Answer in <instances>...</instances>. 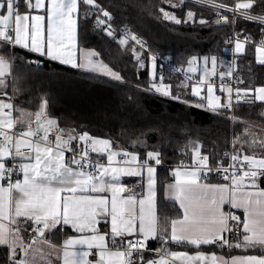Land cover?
Wrapping results in <instances>:
<instances>
[{
	"label": "snow or ice",
	"instance_id": "obj_1",
	"mask_svg": "<svg viewBox=\"0 0 264 264\" xmlns=\"http://www.w3.org/2000/svg\"><path fill=\"white\" fill-rule=\"evenodd\" d=\"M204 6L212 8L217 15L220 10L230 11L240 18L261 25L264 34V0H237L232 8L217 4L215 0H197ZM27 9L23 14L19 11L17 0H0V43L16 45L53 61H60L73 67H86L100 71L116 81H122L120 73L113 71L102 61L93 57L96 52L83 53V63H77L76 36L78 19L83 15L87 18L95 16L96 27H101L108 36L115 38L108 23L112 19L109 11L104 9L97 0H23ZM170 7L174 5L169 4ZM257 6H262L260 13L252 15ZM84 9L81 13V9ZM43 10L44 15H32L33 11ZM163 18L176 24L194 22L195 13L189 11L187 20L181 21L172 13L159 9ZM101 16L104 19H101ZM235 18V17H234ZM201 25L209 23L200 19ZM228 16H220L216 24H229ZM240 34L238 33L237 36ZM136 44L144 46L143 41L134 34L130 36ZM244 41H235V53L245 50ZM120 44L127 45L128 38H122ZM257 63L264 65V40L255 46ZM136 59L140 54L135 52ZM203 75L198 85L192 87V94L207 100V106L212 111L232 107L233 89L221 84L220 91L226 92L228 103H221V98L214 95L217 85L211 82V77L217 75V58L203 57ZM157 57L151 56L152 72L148 91L170 97L171 85L163 83V77L157 76ZM189 73L198 71L197 57L188 60ZM209 63L211 68L208 67ZM143 68L144 64L141 63ZM11 74V65L4 55H0V87L6 86V76ZM221 80L232 76L231 67L227 72L219 73ZM159 81V82H157ZM207 86V96L202 97V86ZM237 103L244 100L264 103V86L235 92ZM6 96V93H0ZM173 99H179L173 97ZM47 100H43L34 113H26L17 108L10 100L0 99V180L6 181V186L0 184V245L10 247V259L14 264H30L27 259L32 245L39 242L50 244L44 239L46 231L58 225H70L78 237H69L62 245L63 264H140L134 260V254L145 249L149 239L163 238L164 243L189 244L199 248L201 245H218L219 247L244 248L264 250V188H260L258 180L264 178V157L242 155L237 151L231 156L232 163L228 167L221 166L216 171L225 173V184H205L200 182L201 172L208 168V157L200 154L199 146L194 152V170H179L174 172L175 182L167 187L169 199L179 203L183 215L179 218H161L156 210L155 172L150 162L161 163L159 152H147L141 159L139 155L113 150V141L103 138H93L88 133L79 136L72 131L59 127L56 119L47 115ZM200 106V105H197ZM16 113V115H14ZM27 116V123H25ZM33 118L35 127H33ZM18 126L24 131L13 135ZM54 134V141L49 137ZM247 135V133H245ZM65 136L67 138H65ZM242 137H236V141ZM79 140L83 149H73L74 141ZM139 143V141H137ZM235 143V141H234ZM254 146L264 149V140H253ZM12 145V147H9ZM78 151L79 155L66 158V152ZM90 153L99 156L106 155L107 163H93ZM227 156V153L225 154ZM22 162L6 167L7 158ZM123 157V159H117ZM13 172L22 174V179L13 180ZM147 173V194L132 192L120 182L122 176L140 177ZM111 194L110 196L108 194ZM229 204L233 209H243V219L232 212H224L223 206ZM24 217L26 222L35 225L31 243L24 247L20 237V229H9L3 221L11 220L17 223V218ZM110 218V233H100L98 225ZM14 232L15 239L11 244L9 232ZM170 233V234H169ZM228 234H234L236 242H230ZM111 238V248L108 238ZM136 235L133 241L128 237ZM24 252L25 258L16 260L17 243ZM86 245L89 251H82L76 246ZM112 248L116 250L113 251ZM97 250L95 260L87 259ZM167 257L159 260H149L143 264H264V255L232 257L230 260L216 254L205 255L197 252L189 255L185 252H168L161 249ZM43 253L36 249L34 253Z\"/></svg>",
	"mask_w": 264,
	"mask_h": 264
},
{
	"label": "trees",
	"instance_id": "obj_2",
	"mask_svg": "<svg viewBox=\"0 0 264 264\" xmlns=\"http://www.w3.org/2000/svg\"><path fill=\"white\" fill-rule=\"evenodd\" d=\"M216 1L234 5V0ZM17 3L20 11L26 9L23 0ZM97 3L111 13L112 19L108 23L115 38L108 36L102 26L96 27L95 16L85 18L81 14L77 28L78 45L95 50L99 57L120 73L122 81L0 43V54L12 63L11 74L6 76V86L0 87V93H6L5 97L8 98L13 96L16 107L32 110H38L43 100H47L48 116L55 118L60 127L108 138L113 141V147L138 153L141 159L149 151L159 152L157 214L161 221L180 217L183 211L179 204L167 199L164 193L165 184L174 179L173 170L181 167L180 164L186 160L179 148L192 142L207 154L211 162L216 163L223 159L222 153L228 148L233 133L236 151L242 155L264 157V149L252 144L254 139L264 140V130L256 127H264V103L244 99L237 103L234 100L232 109L221 108L214 112L204 105L201 97L192 94L190 82L181 85L185 78L183 74L162 67L158 62L157 76H162L167 85L168 82L171 84L172 95L168 97L148 91L151 82L149 51L161 55L173 54L174 63L182 70L188 65V60L195 56L224 58L232 66V38L239 33L238 39H250L245 51L236 54L233 63L235 73L240 81V89H255L264 84V65L257 63L255 51L263 36L261 25L242 19L239 15L234 18L230 11H221L217 15L212 8L191 0H97ZM160 8L175 14L181 21L187 20V13L192 11L195 13L194 22L176 24L166 20ZM261 10L262 6H257L253 13L258 14ZM83 11L82 8L81 13ZM225 15L233 22L215 23ZM200 19L209 23L201 25L198 22ZM132 34L143 41L144 49L131 39H128L127 45L120 44L122 38ZM133 49L140 54L139 61ZM141 63L144 64L143 68L140 67ZM222 69L220 65L218 72ZM231 112L236 118L233 125L229 118ZM236 137L242 139L236 141ZM140 180L142 186L143 179ZM208 180L222 179L214 176ZM239 216L243 219L242 214ZM72 233L74 230L71 227L62 225L53 230L51 237L60 241ZM230 240L235 243V235ZM148 248L158 253H165L160 251L163 248L168 252L173 249L222 250L215 245L197 248L170 240L165 244L163 238L149 240ZM230 252L264 254V250L244 248H230ZM141 255L143 261L140 264L157 256L148 250ZM0 264H11L9 249L5 245H0Z\"/></svg>",
	"mask_w": 264,
	"mask_h": 264
},
{
	"label": "crops",
	"instance_id": "obj_3",
	"mask_svg": "<svg viewBox=\"0 0 264 264\" xmlns=\"http://www.w3.org/2000/svg\"><path fill=\"white\" fill-rule=\"evenodd\" d=\"M17 2H18V0H17ZM46 2H47V0H46ZM237 2V1H236ZM234 4H235V1H234ZM20 11V10H19ZM25 11H27V9H24V11H20V12H25ZM78 28V27H77ZM239 40H241V41H244L245 39H241V38H239ZM262 40H264V34H263V36H262V39L260 40V42L262 41ZM260 42L256 45V46H258L259 44H260ZM246 44H247V42H245V49H246ZM14 46H16V45H14ZM16 47H20V46H16ZM20 48H22V47H20ZM23 49H25V48H23ZM25 50H27V51H29V49H25ZM74 51H75V53H76V59H77V63H83V53H85V52H96L95 50H93L92 48H88V47H79V45H78V40H77V36H76V46H75V49H74ZM245 51V50H244ZM29 52H31V51H29ZM31 53H34V52H31ZM97 53V52H96ZM34 54H37V55H40L39 53H34ZM1 55V54H0ZM41 56V55H40ZM42 57H45V56H42ZM202 57H205V56H202ZM208 57V56H207ZM45 58H48V57H45ZM217 58V57H216ZM7 59V58H6ZM48 59H50V58H48ZM93 59L94 60H96V61H102L104 64H106V65H108V67H110L113 71H115L107 62H105L101 57H99V56H96V57H93ZM256 59H257V55H256ZM8 60V59H7ZM8 62L10 63V61L8 60ZM57 62H60V61H57ZM61 63V62H60ZM157 64V63H156ZM11 65H12V63H11ZM66 65H68V66H71V67H73L72 65H69V64H66ZM220 66V62H219V58H217V69H216V71H217V75L215 76V77H211V82H212V79L213 78H216V84H218L217 85V87H219L220 85H221V83L219 82V81H221V80H219V73H218V67ZM188 67H189V65H187L184 69H183V72L181 73V74H183V76L185 77V78H183V80L181 81V85L182 86H185V85H187V84H189V82H190V85L193 87L194 85H198L199 84V82H200V79H201V76L203 75V59H201V58H197V65H196V67L198 68V71L197 72H195V73H189L188 71H187V69H188ZM208 67L209 68H211V64L209 63V65H208ZM12 68V67H11ZM74 68H78V69H82V70H85V71H90V72H94V73H98V74H102V75H105V74H103L102 72H100V71H93V70H90L89 68H86V67H74ZM157 70V69H156ZM115 72H117V71H115ZM161 72V71H160ZM161 74V73H160ZM105 76H107V75H105ZM191 78H193V81L192 80H190ZM226 78H228L229 79V77H225L223 80H227ZM221 79V78H220ZM168 85H171L169 82H168ZM223 85H225V86H230V84H223ZM260 86H264V84H262V85H259V86H257V87H260ZM231 87V86H230ZM202 95L203 94H206L207 93V86L206 85H204V86H202ZM204 91V92H203ZM225 98V97H224ZM0 99H5L6 101H8V100H10L13 104H14V102H13V96L11 97V98H8V97H5V96H0ZM228 103V102H227ZM233 105V104H232ZM18 108V107H17ZM232 108V107H231ZM19 109H22V110H24L26 113H32V109H30V108H27V107H21V106H19ZM14 115H16V113H14ZM47 115H48V113H47ZM51 118V117H50ZM27 116H25V123H27ZM33 127H35V123H34V118H33ZM60 127V126H59ZM256 127H258V128H260L261 130H264V127H261V125H257ZM61 129H64L65 131H72L73 132V135H76V136H79V135H81V134H83L84 132H81V133H76L75 131H73V130H71V129H67V128H62V127H60ZM17 130H19L20 132L21 131H24L25 130V128H23V127H20V126H18L17 127ZM90 135V134H89ZM91 137H95V136H92V135H90ZM51 140H53L54 141V134L53 135H50V137H49ZM65 138H67L66 136H65ZM77 143H81L79 140H76V141H74L73 142V144H72V146L73 145H75V144H77ZM9 147H11V145H9ZM114 148V147H113ZM113 150H115V151H122V152H124L123 150H121V149H118V148H114ZM94 155H97V154H95V153H93ZM136 154V153H135ZM138 155V154H137ZM65 156H66V153H65ZM257 158H261L260 156H256ZM66 158H67V156H66ZM101 158H102V160H103V164H106L107 163V157H106V155H103V156H101ZM8 159V158H7ZM117 159L119 160V159H123V157H117ZM22 162H27V161H22ZM150 166H152V167H154L155 169H156V172H155V181H156V176H157V164H155V163H150ZM177 169H179V170H181V171H183V170H185V169H187V170H194L193 168H186V167H179V168H177ZM177 169H175V170H173V174H174V172L177 170ZM20 178L22 179V174H21V176H20ZM140 178H142L143 179V185L141 186V180H140ZM120 182L122 183V184H124L127 188H129V189H131L132 190V192H134V193H137V194H140V193H143V194H147V173L146 172H144V174L142 175V176H140V177H127V176H122L121 177V179H120ZM175 182V177H174V179L173 180H171V181H168L166 184H165V191H164V193H165V197L167 198V199H169V194H168V191H167V187H168V185L169 184H171V183H174ZM200 182L201 183H205V184H225V183H228L227 181H225V180H221V181H218V180H211V181H209V180H207V179H203V178H201V176H200ZM257 183L259 184V187L260 188H264V178H262V180H258L257 181ZM0 184H4L5 186H6V183L4 182V180H0ZM155 192H156V210H157V191H156V183H155ZM109 196L111 195L110 193L108 194ZM170 200H172V199H170ZM178 203V202H177ZM179 204V203H178ZM182 211H183V209H182ZM223 211L224 212H226V213H228V212H232L233 214H235V215H238L239 216V214H242V216H243V209H233L229 204H225L224 206H223ZM158 215V214H157ZM183 215V214H182ZM181 215V216H182ZM180 216V217H181ZM176 218H179V217H176ZM173 219H175V218H173ZM3 223L4 224H6L7 226H8V228L9 229H12V230H14V229H16V228H19L20 229V237L22 238V240H23V244H24V247H27L28 246V244L29 243H31V238H32V236H33V228L35 227V225L34 224H32L31 222H26L25 221V218L24 217H19V218H17V223L16 224H12L11 223V220H6V221H3ZM58 226H62V225H58ZM57 226V227H58ZM66 226H69V227H71L70 225H66ZM56 227V228H57ZM72 228V227H71ZM98 228H99V231H100V233H110V218H109V221L108 222H105V221H103L102 220V222L98 225ZM55 229V228H54ZM54 229H52V230H50V231H46V233H45V237H44V239L45 240H47L50 244H52V245H56L57 247L56 248H50L49 246H48V244L47 243H41V242H39V240L37 241V243H35V244H33L32 245V248L29 250V252H28V255H27V259L29 260V262H30V264H63V261H62V245H63V242L65 241V240H67L69 237H78L79 235H80V233H78V232H76L75 231V229H73L74 230V233H72V234H69V235H67L66 237H64L62 240H60V241H57V240H55V239H53L52 237H51V234H52V232H53V230ZM170 234V233H169ZM138 237L136 236V235H133V236H130V237H128V239H130V240H133V241H135L136 239H137ZM15 239V235H14V232H12V231H10L9 232V241H10V244H11V242H12V240H14ZM149 240H151V239H149ZM148 240V241H149ZM148 241H147V243H146V247H145V249H142L141 250V252L138 254V256L137 257H133L134 258V260H137L139 257H140V255H141V253L144 251V252H146L147 250H148ZM230 242H231V240H230ZM16 243H17V251H16V256H15V259L16 260H19V259H24L25 258V255H24V252L22 251V249L19 247V245H20V240H17L16 241ZM108 243H109V247L111 248V238H110V235H109V238H108ZM5 246H7V245H5ZM216 246V245H215ZM8 247V249H9V256H11V251H10V247L9 246H7ZM77 247V249H79V250H82V251H89V249L87 248V246L86 245H84V246H76ZM36 249H40L41 250V252L43 253V259H41V256H40V254H35V258H34V253H35V250ZM92 250H95V249H92ZM92 250H90V251H92ZM112 250L113 251H115L116 249L115 248H112ZM95 251H97V250H95ZM169 252H185V253H188L189 255H196L197 254V252H201V253H204L205 255H211V254H216L217 256H219V257H223V258H225V259H228V260H230L232 257H243V256H249V255H254V256H261V255H264V254H255V253H237V252H234V253H232V252H230V249L229 250H227L225 247L224 248H222V250L221 251H216V250H212V251H210V250H197V251H187V250H178V249H173V250H171V251H169ZM156 254H157V256L155 257H151V258H148L146 261H149V260H159L160 259V257L163 255V256H165L166 258H169L170 259V257H167L166 256V253H158V252H156ZM89 258V257H88ZM87 258V259H88ZM11 260V264H14V261L12 260V259H10ZM145 261V262H146ZM175 264H182V262L181 261H175ZM196 264H201V262H196Z\"/></svg>",
	"mask_w": 264,
	"mask_h": 264
},
{
	"label": "built area",
	"instance_id": "obj_4",
	"mask_svg": "<svg viewBox=\"0 0 264 264\" xmlns=\"http://www.w3.org/2000/svg\"><path fill=\"white\" fill-rule=\"evenodd\" d=\"M191 1H194V2H197V0H191ZM235 2L237 1V0H234ZM215 2L217 3V4H223V3H221V2H219V1H216L215 0ZM223 5H225V4H223ZM228 8H232L234 5H231V6H228V5H226ZM221 11H225V10H223V9H221L220 10V12ZM232 13V12H231ZM233 14V16L235 17V16H238V15H236V14H234V13H232ZM252 15H256V13H253L252 12ZM101 19H104V17L103 16H101ZM125 36V35H124ZM126 38H128L129 40L131 39L130 37H127V36H125ZM238 39V37L236 36V34L233 36V38H232V41H233V46H232V48H231V56H232V76L229 78V79H227L226 80V83L227 84H230V86L232 87V89H233V96H232V104H233V101L234 100H237V97H236V95H235V92H236V90L237 89H240V87H239V84H240V81H239V79H238V76L236 75V73H235V69H234V61H235V58H236V53H235V41ZM137 45H139V44H137ZM12 46H14V45H12ZM139 46H141V45H139ZM143 49H144V47H143ZM149 51V50H148ZM149 54H150V56H153V55H155L156 57H157V62L159 63V64H161L162 65V67H168V68H170V69H172V70H174V71H176V72H180V73H182L183 72V70L178 66V65H176L175 63H174V55L173 54H167V55H161L160 53H158V52H153V51H149ZM161 73V72H160ZM159 73V74H160ZM190 80H192L193 81V78H191ZM212 83L213 84H215V85H218V84H216V78H213L212 79ZM218 88V87H217ZM241 90V93L243 92V90L242 89H240ZM204 92V91H203ZM242 99H244L242 96H241V100ZM13 102H14V99H13ZM233 107V106H232ZM232 109V108H231ZM229 118H230V120H231V125H233V123L236 121V118L234 117V115H233V113L231 112L230 114H229ZM233 127V126H232ZM20 131L19 130H17V128H15L14 130H13V132H12V134L13 135H15V134H18ZM11 147H12V145H11ZM83 147H84V145L82 144V143H77V144H75V145H73L72 146V148L75 150V149H77V148H80V149H83ZM197 148V146L194 144V143H192V142H190V143H188V144H186V145H183V146H181L180 148H179V151L181 152V153H183L185 156H186V160L182 163V164H180V166L181 167H186V168H193V169H196L197 167H198V165H196V164H194V152H195V149ZM199 150H200V154L202 155V156H207V154L206 153H204L200 148H199ZM227 153V156L225 155ZM237 153V151L235 150V146H234V138H233V133H231V137H230V143H229V146H228V148L226 149V150H224L223 151V153H222V160H220V161H218V162H216V163H214V162H211L210 160H209V158H208V168H210V169H212V171H208V169H204L202 172H201V178H203V179H210V178H212V177H218V178H221L222 180H225L224 179V175H225V173H223V172H217L216 171V169L218 168V167H220L221 166V163H222V166L223 167H228L231 163H232V161H231V156L232 155H234V154H236ZM73 155H79V152L78 151H73V152H66V156H67V158H71V156H73ZM208 157V156H207ZM89 159L93 162V163H100V164H103V160H102V158L101 157H99V156H97V155H94L93 153H90V155H89ZM8 163L6 164V167H9V168H11V167H13V165L14 164H18V163H22V161L20 160V158H16L15 160H13L11 157H9L8 158ZM20 176H21V173H19V172H13V180H15L17 177H19L20 178ZM260 180H262V178L260 179ZM226 181V180H225ZM4 182L6 183V181L4 180ZM228 183H230V181H227ZM234 234H228V238L229 239H231L232 238V236H233ZM216 246H218V245H216ZM219 247V246H218ZM224 248V247H223ZM227 250H229L230 248H228V247H225ZM148 251H150V252H154V253H156L157 251H155V250H153V249H150V248H148ZM93 254L92 255H90L89 256V260H95V259H97L98 257L95 255V253H96V251L95 250H92L91 251ZM136 256H138V254H134V257H136Z\"/></svg>",
	"mask_w": 264,
	"mask_h": 264
},
{
	"label": "rangeland",
	"instance_id": "obj_5",
	"mask_svg": "<svg viewBox=\"0 0 264 264\" xmlns=\"http://www.w3.org/2000/svg\"><path fill=\"white\" fill-rule=\"evenodd\" d=\"M24 11V10H23ZM24 12H21V14H23ZM32 15H44V11L43 10H39V11H33L32 13H31ZM173 15H175V14H173ZM195 57H197V58H203V57H198V56H195ZM219 62H220V65H221V67L223 68L222 69V71L221 72H227L228 70H229V67H231V70H232V66H231V64H228L227 63V61L224 59V58H219ZM156 63H157V61H156ZM10 65H11V62L9 63ZM11 67H12V65H11ZM149 68H150V75H151V72H152V62H151V56H150V60H149ZM11 70H12V68H11ZM221 72H218V73H221ZM231 77V76H230ZM229 77V78H230ZM226 79H228V78H226ZM219 80H221L220 79V76H219ZM159 82V81H158ZM221 84H227L226 83V80H221V81H219ZM164 84H166L165 82H163ZM167 85V84H166ZM194 86H196V85H194ZM203 90V89H202ZM214 95H216V96H219L220 98H221V103H224V104H227V102H228V96H227V93L226 92H222V91H220V88L218 87V88H216L215 89V91H214ZM201 96L202 97H206L207 96V93L206 94H203L202 95V91H201ZM225 97V98H224ZM203 103H204V105H206L207 106V100L206 99H203ZM208 107V106H207ZM19 108V107H18ZM37 110H33L32 111V113H34V112H36ZM53 118V117H52ZM53 119H55V118H53ZM85 133V132H84ZM89 134V133H88ZM93 138H103V139H108V138H104V137H93ZM110 140V139H109ZM115 148V147H114ZM113 148V149H114ZM121 150H123L124 152H128V153H133V154H135V152H132V151H128V150H124V149H121ZM138 154V153H137ZM177 169V168H176Z\"/></svg>",
	"mask_w": 264,
	"mask_h": 264
}]
</instances>
